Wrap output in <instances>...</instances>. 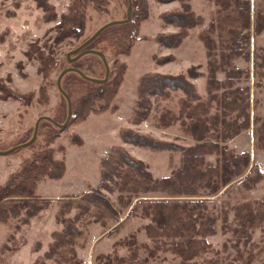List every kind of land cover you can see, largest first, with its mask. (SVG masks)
Here are the masks:
<instances>
[{
	"label": "trees",
	"instance_id": "1",
	"mask_svg": "<svg viewBox=\"0 0 264 264\" xmlns=\"http://www.w3.org/2000/svg\"><path fill=\"white\" fill-rule=\"evenodd\" d=\"M36 1L39 6L44 4V8L48 7L47 0ZM108 1L71 0L68 11L56 24L58 30L53 44L68 36H82L88 7L106 11ZM122 1L124 8L121 18H125L128 0ZM131 1L130 19L105 27L84 48L101 50L107 61L110 54H129L134 42L142 37L140 27L148 18L146 0ZM179 1V9L170 10L161 16L164 21L176 26V30L158 31L153 36L166 47L178 46L190 27L204 21V16L196 13L188 0ZM212 1L216 6L215 13L198 32L207 57L205 96L198 92L195 83L190 80L202 74L196 65L177 73L146 71L140 76L136 106L129 118L130 122L137 124L149 115L152 98L171 100L178 94L175 103L169 105L168 101L156 106L155 120L158 125L165 127L178 124L185 135L192 137L193 142L186 145L160 139L131 127H121L118 132L124 142L151 150L178 152V164L172 167L169 174L153 176L143 160L131 155L123 145L112 144L108 153L101 157L97 184H90L86 191L79 194L80 200L59 201L55 219L61 226L50 232L51 239L46 248L35 256L31 264L82 263L77 245L83 243L88 224L99 221L106 225L109 215L105 211L117 213L103 189L118 190L117 201L123 207H127L139 193L148 191L196 198L183 201L150 200L135 204L132 214L147 219L142 224L147 240H138L136 233L130 231L114 240L110 251L96 253L94 264H151L148 260L156 258L158 252L169 253L177 259L172 264H248L260 252L264 253V196L233 203L224 201L217 211L197 198L219 192L232 180L243 176L251 163L250 150H236L228 141L252 125L251 86L248 83L252 57L257 76L255 85L264 96V82L261 80L264 77V45L257 44L253 52L251 46L254 35L264 34V0H256L254 6L251 0ZM46 17L51 19L54 16L47 12ZM93 31L84 36L81 42ZM28 53L38 59L37 73L43 78H47L59 65L53 46L44 52L39 45L31 43ZM238 58L246 64L239 65L236 62ZM65 61L67 66L77 67L89 76H104L105 66L97 53L87 52L73 61H69L66 56ZM125 69L126 63L115 58L109 65L108 78L102 82L89 80L73 69L66 71L61 77V86L72 102L69 121H82L89 113L106 111L119 91ZM48 83H42L36 91H19L11 88L6 84V79L0 77V97L17 100L22 105H30L35 100L45 103L48 100ZM64 98L66 104L65 95ZM66 115L67 104L63 107L58 105L57 113L51 117L60 122ZM42 122L50 126L45 127L40 139L35 137L28 144L32 148L30 154L0 183V224L14 219L28 223L30 217L47 208L50 203L49 198H42L36 191L40 179H60L65 174V146H58L57 149L62 152L58 156L57 150L48 145L60 127L46 118L40 119L39 124ZM254 123L255 145L264 149V114L255 115ZM71 140L81 145L78 134H71ZM263 178L264 170L255 168L241 180V185L249 189ZM93 203L98 207L93 206ZM72 209L75 210L70 214ZM230 211L232 218L229 216ZM217 221H220L222 232L231 234L230 244L227 246L224 241L222 251L231 246L234 248L233 253L228 250L220 256L221 248H214L206 239L207 235L217 232ZM257 228L263 235L259 241L253 238ZM40 244L38 241L37 248ZM123 248L125 252H120ZM142 250L145 251L144 256L140 255ZM208 251H212L211 256L206 255Z\"/></svg>",
	"mask_w": 264,
	"mask_h": 264
},
{
	"label": "rangeland",
	"instance_id": "2",
	"mask_svg": "<svg viewBox=\"0 0 264 264\" xmlns=\"http://www.w3.org/2000/svg\"><path fill=\"white\" fill-rule=\"evenodd\" d=\"M188 1L196 13L204 16V21L200 25L190 27L178 46L166 47L157 42L153 36L158 31L173 32L176 30V26L164 21L161 16L170 10L179 9L181 3L179 0H146L148 18L142 22L140 27L142 37L134 42L129 54H110L108 56L109 65L115 58L126 63L124 78L117 95L106 111L89 113L82 121L70 122L68 120L65 127L60 128L56 137L48 144L57 150L58 156L62 155V152L57 149L58 146L60 144L65 146V174L60 179L48 177L40 179L36 191L42 198H49L50 203L47 208L30 217L28 223L14 219L0 224V264H31L35 256L46 248L47 242L51 239L50 232L61 226L60 223H56L55 219L59 201L80 200L79 194L86 191L90 184H97L100 177L101 157L108 153L112 144L123 145L131 155L143 160L153 176L169 174L172 167L178 164V152L167 149L151 150L144 146L124 142L118 132L121 127H131L137 131L148 132L160 139L174 140L186 145L193 142L192 137L185 135L178 124H170L165 127L158 125L155 120L156 106L166 104L168 101L169 105L172 102L175 103L178 94L171 100L151 97V109L147 118L137 124L129 120L133 108L136 106V89L140 76L146 71L177 73L186 71L191 65H196L197 70L202 74L191 77L190 80L195 83L202 96L206 94L207 57L204 46L198 38V32L206 26L210 17L215 13L216 6L212 0ZM251 1L254 6L256 0ZM70 4L71 0H47L48 7L44 8V4L39 6L36 0H0V77L6 79V84L11 88L19 91L31 89L36 91L42 83L49 82L47 86L48 100L45 103L35 100L30 105H22L17 100L0 97V183L4 181L11 170L19 165L24 157L30 154L32 148L29 145H23L7 152L4 150L14 146L15 142L19 144L29 140L27 137L32 134L38 116L45 114L51 116L53 113H57L58 105L63 107L67 104L64 102V95L56 85L58 73L64 66H67L66 53L78 46L77 44L84 36L95 31L104 22L121 18L124 8L122 0H109L105 5L108 8L106 11H98L89 6L84 34L79 37L68 36L59 43L53 44V38L58 30L56 24L61 16L68 11L67 8ZM47 12L54 17L47 19ZM31 43L39 45L44 52L53 46L59 59V65L52 70L48 79L37 73L38 59L28 53ZM257 44L264 45V34L253 36L252 52ZM70 56L73 55L70 54ZM236 62L239 65L246 64L241 58L236 59ZM251 68V77L248 83L251 86L252 125L228 141L229 145L236 150H250L251 163L243 176L235 178L219 192L197 197L204 200L214 211H217L224 201L233 203L238 200L257 199L264 196V178L249 189L241 185V180L253 169L264 170V149L255 145L254 116L264 114V96L262 91L258 90L259 87L255 85L257 76L254 57L251 60ZM261 80L264 82V77ZM39 125L37 139L43 136L45 127L50 126L46 122ZM73 133L78 134L81 138V145L71 140ZM102 191L117 213H110L101 207L109 215L107 224L102 225L99 221H91L88 224L83 243L77 245L78 256L82 259L81 264H94L96 253L110 251L113 241L127 235L130 231L136 233L138 240H147L142 228V224L147 219L132 214V207L135 204L150 200L183 201L187 198H196L148 191L139 193L127 207H123L117 201L118 190L103 189ZM89 203L92 204V202ZM93 206L98 207L96 203H93ZM74 210L72 209L70 214ZM229 216L232 218V211ZM262 236L258 228L254 230V240L259 241ZM206 239L211 242L214 248H221L224 241L227 242V246L230 244L231 234L222 232L220 221H217V232L207 235ZM38 241L41 244L37 248ZM228 250L234 252V248L231 246L226 251H222L221 248L220 256L224 252L227 253ZM119 251L125 252V248ZM140 255L144 256L145 251L142 250ZM206 255L211 256L212 251L206 252ZM176 260L169 253L158 252V256L150 258L148 263L172 264ZM200 260L201 257L198 258V261ZM248 264H264V253L260 252Z\"/></svg>",
	"mask_w": 264,
	"mask_h": 264
},
{
	"label": "water",
	"instance_id": "3",
	"mask_svg": "<svg viewBox=\"0 0 264 264\" xmlns=\"http://www.w3.org/2000/svg\"><path fill=\"white\" fill-rule=\"evenodd\" d=\"M131 12H132V1L128 0L125 18L111 19V20L104 22L99 27H97V29L89 37H87L85 40H83L78 46H76L72 50H69L66 53L68 60L73 61V60L79 58L81 55H83L87 52H94V53H97L101 56L103 63H104V66H105V73H104V76L102 78L89 76V75L85 74L82 70H80L79 68L74 67V66H66L58 73V76L56 79V85H57L58 89L65 95V97L67 99V116H66V119L63 122H58V121L54 120L50 115L45 114V115L38 116L36 121H35V124H34V129H33L31 138H29V140H27L23 143L16 144V145L4 150L5 152L10 151V150H12L16 147H19V146L28 145L30 142H32L36 137L38 124H39L40 119H42V118H46V119L53 121L60 128L65 127V125L67 124V122L71 116V99H70L69 95L67 94V92L61 86V77L63 76V74L66 71L73 69V70L78 71L83 77H85L89 80L96 81V82L105 81L108 78V74H109V64H108V61L106 59L104 52H102L101 50L95 49V48H84V46H86L91 40H93L105 27H107L111 24H114V23L125 22V21L129 20L131 17ZM70 54H74V55L70 56Z\"/></svg>",
	"mask_w": 264,
	"mask_h": 264
}]
</instances>
